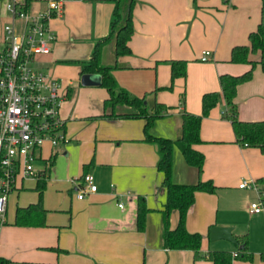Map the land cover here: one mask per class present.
I'll return each mask as SVG.
<instances>
[{
    "label": "crops",
    "instance_id": "obj_1",
    "mask_svg": "<svg viewBox=\"0 0 264 264\" xmlns=\"http://www.w3.org/2000/svg\"><path fill=\"white\" fill-rule=\"evenodd\" d=\"M9 1L0 0V43ZM46 2L31 0L27 10L41 11ZM113 6V0H66L62 14L50 20L55 39L38 60L61 82L60 114L66 121L67 142L49 148L37 160L39 179H17L0 228V257L9 264H212L209 251L226 250L235 257L238 250L237 243L210 239V227L218 225L231 227L234 238L247 236L251 261L233 258L232 264H264V212L248 211L258 193L238 187L242 179H254L264 187V149L236 142L231 122L224 117L228 106L219 85L221 74L244 73L254 62L252 78L236 87L235 117L264 122L260 53L248 55L251 63L230 60L233 46L248 44V34L259 24L264 27V0H137L128 42L131 53L115 57L112 43L102 49V63L116 65L112 74L119 86L133 95L146 93L149 110L156 102L167 106L149 129L153 136L174 140L182 113L201 114L202 95L219 93L215 106L202 117L201 142L194 145L204 155L200 173L187 164L177 146L172 153L173 182L211 180L217 187L214 193L196 192L187 210V230L202 236L197 253L163 247L166 191L163 173L157 169L158 146L143 140L145 119L116 115L134 111L125 104L105 107L108 93L100 75L83 73L80 63L69 62L90 58L97 40L109 32ZM205 49L211 55L201 61ZM172 59L186 61V75L165 89L171 82L167 61ZM83 74H91L97 83L82 84ZM87 172L93 175L96 191L78 199L76 191ZM41 182L44 225L13 224L18 207L38 201ZM139 197L149 209L142 231L136 227ZM177 219L173 210L171 228Z\"/></svg>",
    "mask_w": 264,
    "mask_h": 264
},
{
    "label": "trees",
    "instance_id": "obj_2",
    "mask_svg": "<svg viewBox=\"0 0 264 264\" xmlns=\"http://www.w3.org/2000/svg\"><path fill=\"white\" fill-rule=\"evenodd\" d=\"M31 0H24L22 6L27 9ZM137 0H113L112 18L109 25V32L95 43L91 56L88 60L69 62L80 63L81 72L95 73L101 77V86L106 89L108 96L104 101L105 107L113 109L118 104H125L134 109L133 112L116 114L121 117L145 119L143 127L146 142L157 144L159 159L157 169L163 173L162 186L166 191V200L162 209L163 230L162 244L166 249L178 250L189 249L195 253L199 252L201 246V234L189 232L186 228V215L188 208L194 203L196 192L214 193L217 189L211 180H198L195 183H175L171 180L172 153L173 147L177 146L187 164L193 166L197 173H200L204 160L202 152L194 148V145L201 142L199 130L202 117L207 115L217 103L219 93L217 91L206 92L201 97V114L182 113V122L177 137L173 140L165 137L153 136L149 129L153 121L162 117L167 106L156 102L151 110L148 109L145 98L146 93L137 96L119 86L112 74L116 65H105L102 63V49L109 43L113 44L115 57L131 53L129 40L134 31L132 9ZM264 27L259 24L257 28L248 34V44L233 46L230 52V60L233 62H250L248 55L259 52L258 63L264 71ZM170 65V85L163 87L171 89L173 80L186 75V61L172 59L167 61ZM254 62H252V68ZM252 68L238 75L221 74L219 85L221 94L228 106L224 117L229 119L237 143L245 146H255L264 149V122L263 121H241L235 117L237 108L233 103L237 85L249 81L252 78ZM162 88V87H161ZM183 98V96H181ZM112 114V113H111ZM110 114V115H111ZM45 184L37 186L38 201L24 207H18L15 212L13 224L18 226H41L44 225L45 209L42 205L41 196ZM148 207L142 197H139L136 210V227L142 231L145 227V217ZM175 210L178 214L176 225L170 227V214ZM238 250L235 257L230 251L212 250L207 253V259L212 264H232L233 258L251 261L252 255L248 251V239L246 235L235 236ZM264 259V254H261ZM9 260L0 257V264H9ZM165 264V263H162Z\"/></svg>",
    "mask_w": 264,
    "mask_h": 264
},
{
    "label": "built area",
    "instance_id": "obj_3",
    "mask_svg": "<svg viewBox=\"0 0 264 264\" xmlns=\"http://www.w3.org/2000/svg\"><path fill=\"white\" fill-rule=\"evenodd\" d=\"M65 1L47 0L46 7L34 13L19 0L6 4L9 20L3 25L0 43V228L17 179H39L36 162L44 158L43 149L67 142L66 121L60 114L61 82L40 68L38 60L51 50L55 34L50 20L62 14ZM210 55V50H202L200 60L207 61ZM238 187L258 193V199L249 204L250 213L264 212V187L254 179H242ZM94 191L93 175L87 172L76 197L82 199Z\"/></svg>",
    "mask_w": 264,
    "mask_h": 264
},
{
    "label": "water",
    "instance_id": "obj_4",
    "mask_svg": "<svg viewBox=\"0 0 264 264\" xmlns=\"http://www.w3.org/2000/svg\"><path fill=\"white\" fill-rule=\"evenodd\" d=\"M81 83L92 84V83H97V81L91 74H83L81 76ZM209 235L211 240L223 238L236 243L235 238L231 234V227L229 226H218V225L211 226Z\"/></svg>",
    "mask_w": 264,
    "mask_h": 264
},
{
    "label": "rangeland",
    "instance_id": "obj_5",
    "mask_svg": "<svg viewBox=\"0 0 264 264\" xmlns=\"http://www.w3.org/2000/svg\"><path fill=\"white\" fill-rule=\"evenodd\" d=\"M108 60L106 59V58H104V62H107ZM41 68H44L45 69V67H47V66H49V65H47V64H40L39 65ZM48 151H49V148L48 147H45L44 149H43V155H47L48 154ZM250 251V250H249ZM250 253H251V251H250ZM253 253H251V255H252Z\"/></svg>",
    "mask_w": 264,
    "mask_h": 264
}]
</instances>
